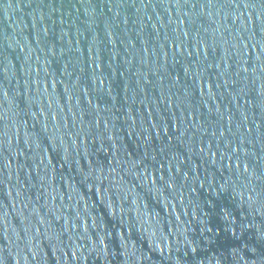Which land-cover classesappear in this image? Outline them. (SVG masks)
Wrapping results in <instances>:
<instances>
[{"label": "water", "instance_id": "obj_1", "mask_svg": "<svg viewBox=\"0 0 264 264\" xmlns=\"http://www.w3.org/2000/svg\"><path fill=\"white\" fill-rule=\"evenodd\" d=\"M0 264H264V0H0Z\"/></svg>", "mask_w": 264, "mask_h": 264}]
</instances>
